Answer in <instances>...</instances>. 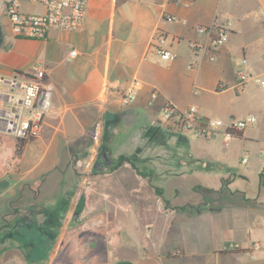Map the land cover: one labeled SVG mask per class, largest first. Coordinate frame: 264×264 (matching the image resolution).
Segmentation results:
<instances>
[{
  "label": "crops",
  "instance_id": "1",
  "mask_svg": "<svg viewBox=\"0 0 264 264\" xmlns=\"http://www.w3.org/2000/svg\"><path fill=\"white\" fill-rule=\"evenodd\" d=\"M21 10L45 13L42 6L28 2L21 3ZM165 16H175L178 21H167ZM199 26L226 29L228 42L213 49L210 35L198 32ZM158 31L175 40L170 48L173 60H163L157 52ZM72 51L75 56L70 55ZM35 64L46 72L43 91L48 92L51 108L37 139L28 141L20 157L15 155L18 138L9 134L16 139L14 149L0 138V169L5 171L14 159V163H28L29 173L44 176L42 180L33 176L17 188L6 182L3 189L7 191H0V205L12 210L0 216V244L6 245L0 252V264H45L49 253L45 256L44 249L49 247L43 242L54 239L60 230V216L82 200L73 192L75 180L64 181L69 174L75 179L79 171L92 166L81 158L94 155L98 145L95 125L104 124L109 131L121 125L127 115L157 124L164 104L181 111L194 105L202 116L224 125L249 116L258 120L228 142L224 130L197 140H220L222 146L231 148L233 144L236 151L264 149V91L253 80L242 94L233 89L240 71L264 78V0H89L81 31L52 29L40 40L13 36L5 3L0 0V116L11 111L15 119H25L22 86L33 78ZM134 81L142 87L135 101L124 105L122 95ZM153 93L156 99H152ZM160 122L167 141L180 140L169 133L181 131ZM0 133L6 132L0 129ZM117 138H111L112 148L118 146ZM102 140L108 150V135ZM175 155L176 150H153L151 157ZM105 162L101 166H112ZM165 163L168 167L174 161ZM202 166L192 173L185 168L179 171L182 176L202 177L203 169L209 167L212 176L200 177L203 182L197 180L190 187L201 185L219 195L216 207L206 211L204 226L199 224L196 243L184 246L180 257L139 254L115 257L110 264H264V169L247 170V165L240 164L243 171L235 172L220 165L221 171L214 173V168ZM5 222L7 228L2 227ZM231 245L238 248L230 250Z\"/></svg>",
  "mask_w": 264,
  "mask_h": 264
},
{
  "label": "rangeland",
  "instance_id": "2",
  "mask_svg": "<svg viewBox=\"0 0 264 264\" xmlns=\"http://www.w3.org/2000/svg\"><path fill=\"white\" fill-rule=\"evenodd\" d=\"M157 119V124H149L127 115L121 125H114L109 131L104 124L95 125L94 137L98 145L94 155L81 158L84 164L90 163L92 166L89 170L79 171L75 179L73 174H69L64 181L66 184L70 177V181L75 180L73 192L77 193L78 201L84 200L83 209L77 218H74L76 205L60 216L62 221L59 222L58 234L55 233L53 240L43 242L46 243L45 247H49L44 249L45 254L49 253L45 264H110L115 257L139 254L183 256L184 246L196 243L199 224L204 226L206 211L216 207L219 195L201 185L190 187L195 181L205 179L204 176H212L209 167L203 169L206 173L202 177L197 174L182 176L179 171L185 168L192 173L206 164L214 168V173L221 171L220 165L239 172L243 171L240 166L243 158L248 159L247 170H254L257 166L261 171L264 169V152L261 149L236 151L233 144L230 148L222 146L220 140L214 143L199 141L181 132L169 133L170 136H178L179 141H167L160 125V114ZM157 126L158 130H155ZM38 134L30 136L28 140L37 139ZM105 134L110 139L108 150L102 140ZM113 136H118V146L115 148L111 147ZM141 137L146 139L142 140ZM0 138L8 148L14 149L15 138L7 133H0ZM140 146L142 150L137 152ZM168 149L176 150L177 155L157 159L151 157L153 150ZM121 156L129 157L142 171H152V178L140 176L129 164L127 168L123 165L114 171L112 166H101L106 159L113 165ZM166 159L174 163L167 167ZM8 164L5 171L0 169L2 193L7 191L3 189L6 182L17 188L33 176L39 175L41 180L44 176V173H29L28 163H14L13 159ZM227 181L229 179L225 183ZM16 190L13 192L17 194ZM9 212H12L10 206L0 205V216ZM63 226L66 228L61 229ZM207 227L213 230V227ZM5 247V244H0V252L5 251ZM52 249L53 252H50ZM28 255L25 252V256Z\"/></svg>",
  "mask_w": 264,
  "mask_h": 264
},
{
  "label": "built area",
  "instance_id": "3",
  "mask_svg": "<svg viewBox=\"0 0 264 264\" xmlns=\"http://www.w3.org/2000/svg\"><path fill=\"white\" fill-rule=\"evenodd\" d=\"M6 6V14L10 22L13 36L16 38L45 39L48 32L52 29L68 32H79L83 29L87 16L89 0H3ZM28 2L38 4L45 9V13L25 14L21 10V3ZM167 21H178L175 16H165ZM197 31L210 35L211 47L215 50L223 47L229 40L228 31L224 28L199 26ZM155 40L158 44L157 52L163 60H173L174 54L171 45L175 42L164 31H158ZM199 47L198 45H195ZM195 46H192L194 49ZM71 56L76 55L72 51ZM245 64V60L242 61ZM46 72L40 64L33 66V78L23 84V98L21 107L26 113L23 120L15 119L14 112H6L5 117L0 116V129L18 139H28L36 135L42 125L45 115L51 108V101L44 90V80ZM253 80L264 91V78L255 77L247 70L240 71L237 82L233 87L237 94L245 91L247 84ZM142 87V83L134 81V85L122 95L124 105L132 104L137 92ZM219 87H222L220 85ZM157 94L153 93L152 99H156ZM161 121L172 129L187 133L195 138H205L214 136L223 131L226 142L233 138L232 132L243 131L249 126L256 125L258 120L255 116H249L242 120H234L229 124H222L215 119H208L202 116L197 106L191 105L187 110L181 111L174 108L171 104H164L160 109ZM6 120L5 123L2 121ZM264 152V149H263ZM247 158L241 160V164L246 166ZM260 246V244H259ZM259 246H257L259 248ZM230 250L238 248L231 245Z\"/></svg>",
  "mask_w": 264,
  "mask_h": 264
},
{
  "label": "trees",
  "instance_id": "4",
  "mask_svg": "<svg viewBox=\"0 0 264 264\" xmlns=\"http://www.w3.org/2000/svg\"><path fill=\"white\" fill-rule=\"evenodd\" d=\"M232 135L234 137H240L242 135V131H234L232 132ZM28 139H19L17 144H16V150H15V155L17 157H20L23 153V149L25 147V145L28 143ZM129 164L131 165V167L142 177H148L149 179L152 178L153 176V172L149 171V172H145L140 170L136 164L129 158V157H124L121 156L118 160H116L113 165H112V171L122 167L123 165ZM263 183H264V179H263Z\"/></svg>",
  "mask_w": 264,
  "mask_h": 264
},
{
  "label": "flooded vegetation",
  "instance_id": "5",
  "mask_svg": "<svg viewBox=\"0 0 264 264\" xmlns=\"http://www.w3.org/2000/svg\"><path fill=\"white\" fill-rule=\"evenodd\" d=\"M105 163L108 164V163H110V161H109L108 159H106V162H105ZM83 204H84V200L82 199V200H80V202L78 203V205H79L80 208H81ZM78 205H77V206H78ZM77 206H76V208H77ZM82 209H83V207H82ZM82 209H81V211H82ZM75 211H76V209H75ZM81 211H80V212H81ZM2 227L7 228V227H8V223H6V222H5V224L3 223V224H2ZM2 229H3V228H1V230H2ZM3 240L6 241V239H3ZM0 241H1V238H0ZM44 255L46 256V254H44ZM45 256H44V257H45Z\"/></svg>",
  "mask_w": 264,
  "mask_h": 264
},
{
  "label": "water",
  "instance_id": "6",
  "mask_svg": "<svg viewBox=\"0 0 264 264\" xmlns=\"http://www.w3.org/2000/svg\"><path fill=\"white\" fill-rule=\"evenodd\" d=\"M5 121H6V120H3L2 122L5 123ZM83 206H84V204L82 205V207H83ZM82 207L80 208L79 205L77 206L76 211H75V214H74L75 218L78 217V215H79V213H80Z\"/></svg>",
  "mask_w": 264,
  "mask_h": 264
}]
</instances>
